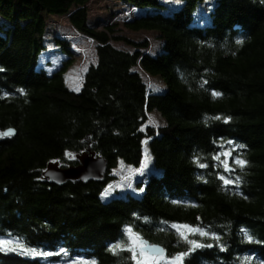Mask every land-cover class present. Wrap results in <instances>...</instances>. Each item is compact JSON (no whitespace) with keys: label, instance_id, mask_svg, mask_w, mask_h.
I'll return each instance as SVG.
<instances>
[{"label":"trees","instance_id":"trees-1","mask_svg":"<svg viewBox=\"0 0 264 264\" xmlns=\"http://www.w3.org/2000/svg\"><path fill=\"white\" fill-rule=\"evenodd\" d=\"M112 1L138 11L126 28L156 34L159 52L92 27L91 0H0V135L16 133L0 137V264L143 263L141 240L174 264H264V0ZM53 17L96 44L79 91L65 40L55 69L43 60ZM152 112L163 127L147 126ZM146 142L157 173L143 195L105 200ZM83 153L108 163L103 183L45 181Z\"/></svg>","mask_w":264,"mask_h":264},{"label":"rangeland","instance_id":"rangeland-1","mask_svg":"<svg viewBox=\"0 0 264 264\" xmlns=\"http://www.w3.org/2000/svg\"><path fill=\"white\" fill-rule=\"evenodd\" d=\"M212 0H209V3ZM178 1L165 0L167 7H176ZM88 8V20L92 27L97 28L99 31H103L106 26L113 27L116 36H125L137 43H143L145 41L150 43V54H156L160 50V42L157 40L156 34L148 31L134 32L126 28L125 23L129 21L133 15L138 11L133 9L130 5L118 3L112 0H91ZM202 12H205L206 8L201 7ZM46 31V56L44 59H49L53 63V67L49 70L55 69L62 59H65L55 45L56 37L65 40L74 51L75 63L69 70L67 75V81L69 87L74 91H79L83 86L84 75L90 65L96 64V44L92 39L77 32L69 23L66 17H53L49 18ZM99 24V26H97ZM114 46L124 49H129L122 43H113ZM145 81L148 84L149 89L157 90L159 82L143 74ZM165 125L164 120L157 112H152L148 115L147 126L159 129ZM147 142L145 143V153L142 166L139 169H132L123 164L114 171L113 176L115 181L111 183L103 194V198L108 200L112 197L127 196L133 194L140 197L144 193V184H147L148 178L156 174L152 165V158L147 151ZM46 171V170H45ZM141 186L144 188L140 190ZM157 262L161 264H174L165 261L163 258H148L143 253V263L153 264Z\"/></svg>","mask_w":264,"mask_h":264},{"label":"water","instance_id":"water-1","mask_svg":"<svg viewBox=\"0 0 264 264\" xmlns=\"http://www.w3.org/2000/svg\"><path fill=\"white\" fill-rule=\"evenodd\" d=\"M32 1V0H23ZM16 135L12 130H7L0 137ZM79 162L77 167L61 168L59 164H49L43 174L45 181H49L56 186L62 187L68 183L90 182L103 183L108 172V163L94 153H83L76 157ZM140 250L148 258H163L167 252L159 245H152L146 240L140 241ZM145 264V263H135ZM153 264H158L154 262Z\"/></svg>","mask_w":264,"mask_h":264}]
</instances>
